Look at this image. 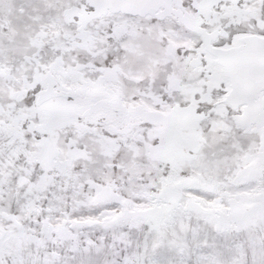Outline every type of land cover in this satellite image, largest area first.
I'll use <instances>...</instances> for the list:
<instances>
[{
	"label": "snow or ice",
	"instance_id": "obj_1",
	"mask_svg": "<svg viewBox=\"0 0 264 264\" xmlns=\"http://www.w3.org/2000/svg\"><path fill=\"white\" fill-rule=\"evenodd\" d=\"M0 264H264V0H0Z\"/></svg>",
	"mask_w": 264,
	"mask_h": 264
}]
</instances>
